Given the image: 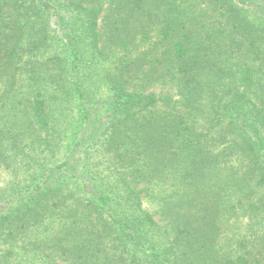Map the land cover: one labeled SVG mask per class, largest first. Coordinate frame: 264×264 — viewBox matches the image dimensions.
<instances>
[{
    "label": "trees",
    "instance_id": "1",
    "mask_svg": "<svg viewBox=\"0 0 264 264\" xmlns=\"http://www.w3.org/2000/svg\"><path fill=\"white\" fill-rule=\"evenodd\" d=\"M56 150L0 264H264V0H0V166Z\"/></svg>",
    "mask_w": 264,
    "mask_h": 264
},
{
    "label": "rangeland",
    "instance_id": "2",
    "mask_svg": "<svg viewBox=\"0 0 264 264\" xmlns=\"http://www.w3.org/2000/svg\"><path fill=\"white\" fill-rule=\"evenodd\" d=\"M100 65L101 66L103 65L102 67L107 68V63L105 62H102V64ZM98 82L101 83V81H98ZM103 88L106 90L105 86H103L102 84V89ZM104 89H103V92H101L100 95H98L99 98L101 97L103 98L104 96L106 97ZM160 89H156V91L158 92L164 91L162 93L165 94V96L167 95V93H170L173 97H177L176 94L174 95V93H176L174 90L169 92L168 88L165 90H160ZM47 155L48 154L46 153H40L37 155V157H34V160H30V161H22L20 159V161L15 163L11 169H6L5 166H0V190L10 187L11 184H14V182L23 181L24 179L30 180L31 169L36 164L35 161H39L41 158H45L43 164L47 165V167H52V166H55L56 164H60L63 162L64 155H63L62 150H56L50 153V156L48 157ZM147 207L150 208L153 206L147 204Z\"/></svg>",
    "mask_w": 264,
    "mask_h": 264
}]
</instances>
